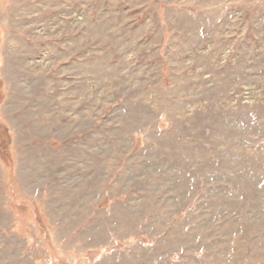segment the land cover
<instances>
[{"label": "rangeland", "instance_id": "374dc122", "mask_svg": "<svg viewBox=\"0 0 264 264\" xmlns=\"http://www.w3.org/2000/svg\"><path fill=\"white\" fill-rule=\"evenodd\" d=\"M0 264H264V0H0Z\"/></svg>", "mask_w": 264, "mask_h": 264}]
</instances>
